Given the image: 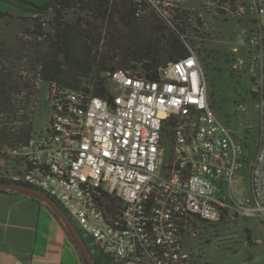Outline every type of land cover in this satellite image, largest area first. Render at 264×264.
<instances>
[{
  "label": "built area",
  "instance_id": "obj_1",
  "mask_svg": "<svg viewBox=\"0 0 264 264\" xmlns=\"http://www.w3.org/2000/svg\"><path fill=\"white\" fill-rule=\"evenodd\" d=\"M255 9L262 94L249 193L234 188L248 148L211 108L191 48L156 80L116 70L118 93L106 97L50 85V124L19 152L14 178L54 198L113 264H191L186 239L197 222L217 224L227 214L264 222V0ZM173 116L185 121L169 129L171 139ZM106 196L121 208L108 212Z\"/></svg>",
  "mask_w": 264,
  "mask_h": 264
},
{
  "label": "trees",
  "instance_id": "obj_2",
  "mask_svg": "<svg viewBox=\"0 0 264 264\" xmlns=\"http://www.w3.org/2000/svg\"><path fill=\"white\" fill-rule=\"evenodd\" d=\"M218 1L219 6L234 9L238 0ZM0 2L29 15L23 19L21 33L14 45L0 42V153L4 148L11 153L21 152L28 145L34 134V113L41 84L85 92H90L91 86L96 95L106 97V82L111 78L103 77L102 73L112 74L123 69L156 80L162 67L190 55L184 14L167 23L146 0ZM0 16L8 15L0 10ZM204 61L210 80L209 103L219 117L228 102L222 89L223 81L228 77L238 84L240 77L231 70L228 61L223 62V66L215 65L209 56ZM180 124V117L170 118L166 131L171 139L176 136V131L169 129H177ZM252 143L245 145L252 149ZM11 185L38 190L25 181L0 177V194L21 193L8 189ZM50 198L68 215L95 263L113 264L111 258L80 230L69 213ZM102 205L113 213L121 208L118 199L108 196ZM82 259L86 263L83 256Z\"/></svg>",
  "mask_w": 264,
  "mask_h": 264
},
{
  "label": "rangeland",
  "instance_id": "obj_3",
  "mask_svg": "<svg viewBox=\"0 0 264 264\" xmlns=\"http://www.w3.org/2000/svg\"><path fill=\"white\" fill-rule=\"evenodd\" d=\"M160 1L159 6L153 8L167 23L184 14L187 44L197 52L207 78L206 56L211 57L217 66H223V62L228 61L231 70L240 77L238 84L228 77L223 81L222 89L228 102L218 115L237 140L250 146L253 139L259 136L262 94L256 0H238L234 9L219 6L218 0ZM0 10L8 15L3 18L0 16V42L12 46L21 33L23 19L29 15L3 2H0ZM106 86L111 93H118L111 79L107 80ZM89 88L94 91L91 86ZM49 89V84L40 86L34 113V134L43 132L50 124L52 112L48 103ZM251 147L246 150L243 167L237 176L239 183L234 186L237 190L244 189L246 194L250 192L251 165L256 155L255 144L252 143ZM22 161L19 152L11 153L4 148L0 153V177L14 178L21 173ZM16 197L12 201L4 200L5 203L12 202L14 209L10 217L0 216V240L25 243L27 238L31 239L36 234L37 216L33 217L35 221H21L18 208L34 214L36 206L41 203L44 205V202L30 195L27 199L25 196ZM197 227L195 236L191 233L186 239L191 252V264H264V223L260 219L236 218L227 214L217 224L197 222ZM32 228L33 235H30ZM5 245L10 247V244Z\"/></svg>",
  "mask_w": 264,
  "mask_h": 264
},
{
  "label": "crops",
  "instance_id": "obj_4",
  "mask_svg": "<svg viewBox=\"0 0 264 264\" xmlns=\"http://www.w3.org/2000/svg\"><path fill=\"white\" fill-rule=\"evenodd\" d=\"M16 196H25L27 199L29 195L26 193L0 194V216L12 215L14 205L8 201L5 203L4 200L12 201L18 198ZM32 200L35 201V199ZM42 204L36 206L34 214L18 208L21 221L32 220L37 216L36 234L33 235L32 228L30 235L34 237L27 238L25 243L0 240V264H86L65 225L45 202L44 205ZM5 244H10V247Z\"/></svg>",
  "mask_w": 264,
  "mask_h": 264
},
{
  "label": "water",
  "instance_id": "obj_5",
  "mask_svg": "<svg viewBox=\"0 0 264 264\" xmlns=\"http://www.w3.org/2000/svg\"><path fill=\"white\" fill-rule=\"evenodd\" d=\"M216 1V0H215ZM103 77H111V73H102ZM1 187V186H0ZM8 189H15L21 193H26L28 195H31L33 197H36L43 202H45L53 211H55L60 219L63 221V224L65 225L67 232L70 234L71 238L74 240V242L77 244L80 252L82 253V256L84 257L87 264H96L84 239L82 238L79 231L76 229V227L71 222L68 215L64 212V210L50 197L47 195L41 193L38 190L32 189L30 187L25 186H15L11 185L8 187Z\"/></svg>",
  "mask_w": 264,
  "mask_h": 264
}]
</instances>
